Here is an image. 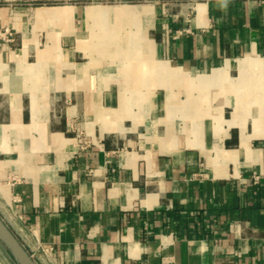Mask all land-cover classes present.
I'll return each mask as SVG.
<instances>
[{
	"label": "crops",
	"instance_id": "1",
	"mask_svg": "<svg viewBox=\"0 0 264 264\" xmlns=\"http://www.w3.org/2000/svg\"><path fill=\"white\" fill-rule=\"evenodd\" d=\"M0 215L38 264H264V0H0Z\"/></svg>",
	"mask_w": 264,
	"mask_h": 264
},
{
	"label": "water",
	"instance_id": "2",
	"mask_svg": "<svg viewBox=\"0 0 264 264\" xmlns=\"http://www.w3.org/2000/svg\"><path fill=\"white\" fill-rule=\"evenodd\" d=\"M0 243L17 264H38L0 215Z\"/></svg>",
	"mask_w": 264,
	"mask_h": 264
},
{
	"label": "rangeland",
	"instance_id": "3",
	"mask_svg": "<svg viewBox=\"0 0 264 264\" xmlns=\"http://www.w3.org/2000/svg\"><path fill=\"white\" fill-rule=\"evenodd\" d=\"M0 251H1V255H4L6 257L9 264H17L1 243H0Z\"/></svg>",
	"mask_w": 264,
	"mask_h": 264
},
{
	"label": "built area",
	"instance_id": "4",
	"mask_svg": "<svg viewBox=\"0 0 264 264\" xmlns=\"http://www.w3.org/2000/svg\"><path fill=\"white\" fill-rule=\"evenodd\" d=\"M7 32H8V34L11 35V31H10L9 29H6V30H5V33H7Z\"/></svg>",
	"mask_w": 264,
	"mask_h": 264
}]
</instances>
